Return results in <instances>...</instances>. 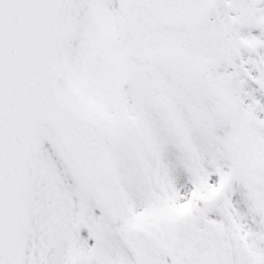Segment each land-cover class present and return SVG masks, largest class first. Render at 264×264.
Here are the masks:
<instances>
[{"label": "snow or ice", "instance_id": "6c2138e0", "mask_svg": "<svg viewBox=\"0 0 264 264\" xmlns=\"http://www.w3.org/2000/svg\"><path fill=\"white\" fill-rule=\"evenodd\" d=\"M0 264H264V0H0Z\"/></svg>", "mask_w": 264, "mask_h": 264}]
</instances>
